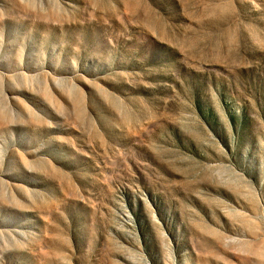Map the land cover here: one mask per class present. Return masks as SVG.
<instances>
[{
  "label": "rangeland",
  "instance_id": "rangeland-1",
  "mask_svg": "<svg viewBox=\"0 0 264 264\" xmlns=\"http://www.w3.org/2000/svg\"><path fill=\"white\" fill-rule=\"evenodd\" d=\"M0 264H264V0H0Z\"/></svg>",
  "mask_w": 264,
  "mask_h": 264
}]
</instances>
